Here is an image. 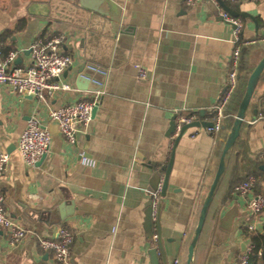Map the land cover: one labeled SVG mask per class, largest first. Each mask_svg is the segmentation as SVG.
I'll list each match as a JSON object with an SVG mask.
<instances>
[{"label": "crops", "instance_id": "0c3cea01", "mask_svg": "<svg viewBox=\"0 0 264 264\" xmlns=\"http://www.w3.org/2000/svg\"><path fill=\"white\" fill-rule=\"evenodd\" d=\"M183 1L0 0V62L7 53L15 54L8 70L28 68L29 47L41 38L60 37L61 52L71 59L59 79L71 90L48 97L45 103L0 86V152L10 155L0 194L6 216L27 232L14 246L6 233H0V264H57L37 239H55L62 226L72 237L68 251L75 264H163L152 243L158 235L164 243V264L184 263L200 204L217 170L220 135L192 129L175 144L166 195L152 230L146 226L149 191L156 175L164 177L174 112L202 113L199 121H210L227 84L236 41L246 45L239 79L245 76L243 61L249 51L264 50V0L229 1L241 22L240 32L220 21V10L214 15L201 0L193 7ZM243 14L251 19H242ZM138 66L147 70L148 82L136 80ZM94 70L104 72L103 79ZM81 74L96 77L101 84L82 81ZM95 96L90 127L76 134L73 145L55 124L47 125L49 152L34 168L22 163L16 146L31 118L43 123L49 109ZM236 150L238 157L231 156L228 164L240 158L238 163L246 165L245 156H250L264 166V77L247 110ZM82 156L94 167L81 165ZM260 174L262 182L252 193L264 196ZM235 182L227 165L212 202L219 210L217 219L209 223L210 233L192 264H237L245 254L248 242L241 239V228L251 220L243 202L233 195ZM229 194L233 198L224 207ZM233 207L237 211L233 233L221 242L215 236L217 224ZM257 234L264 236V219ZM153 249L154 260L149 254Z\"/></svg>", "mask_w": 264, "mask_h": 264}, {"label": "built area", "instance_id": "2783aa9c", "mask_svg": "<svg viewBox=\"0 0 264 264\" xmlns=\"http://www.w3.org/2000/svg\"><path fill=\"white\" fill-rule=\"evenodd\" d=\"M199 1L184 0L182 4L186 7H193ZM220 12L222 11L220 10ZM222 18L225 22L232 25L236 32L241 31L242 26L238 19L230 18L224 12ZM61 45L62 39L60 37L35 40L29 47L31 65L21 71H10L7 69V66L15 58V54L10 53L4 61L0 62V86L10 88L11 94L21 97H31L42 103H45L48 97L50 98L58 93L69 92L71 90L70 86L59 82L60 76L71 64L70 57L62 54ZM245 46L239 40L234 44L224 93L218 104L213 108V115L209 119L210 121H205V123L211 124V128L206 129V132L212 137L218 136L222 130L226 107L237 87L242 49ZM135 69L136 80L148 82L147 70L140 66ZM97 100L98 96H95L58 109H49L43 123L36 118H31L22 131L16 146V152L20 156L22 163L26 167L34 168L49 152L51 138L49 131L46 129L47 125L55 124L63 139L68 144L73 145L76 141V134L79 131L87 132L89 129L92 122V111L96 106ZM173 119L175 127L167 144L168 162L173 153L176 140L180 135L181 128L198 121V117L195 114H181L179 112H174ZM9 159V154L0 152V178L8 165ZM80 164L88 167H94L95 165L93 161L88 160L85 156L80 158ZM164 169L162 172H164ZM162 182L163 179L160 176L156 190L150 195V210L153 218H155L160 203ZM254 186L255 179L249 177L245 182L235 187L233 195L243 202L244 207L249 212L251 221L248 230L253 234H257L258 227L264 219V196L253 195ZM0 233L7 234L11 246L19 244L27 237V232L6 216L4 212V199L1 194ZM37 240L39 247L43 251L53 254L57 264H68L70 258L68 247L72 242V237L65 227L62 226L58 229L57 236L53 240L42 238H38ZM152 243L154 246L156 245L155 237H153ZM250 250L248 246L240 260V264H246L247 255L250 253ZM174 264H178V262L176 261Z\"/></svg>", "mask_w": 264, "mask_h": 264}, {"label": "water", "instance_id": "95a60500", "mask_svg": "<svg viewBox=\"0 0 264 264\" xmlns=\"http://www.w3.org/2000/svg\"><path fill=\"white\" fill-rule=\"evenodd\" d=\"M201 1L209 9V11L214 15H217L218 11L221 10L222 12L226 13L232 19H238L239 18L238 14L231 12V10L229 8H227L220 0H201ZM93 3H95V2L90 1V4H93ZM240 17L242 19H245V17L251 19V17H249L247 14L246 15L245 14L240 15ZM220 19H221L220 21H224L222 17H220ZM230 26L234 29V27L232 25H230ZM263 72H264V57L260 60V62L255 67V69L253 70V72L251 73V75L249 76V78L247 80L244 95H243V98H242L241 103L239 105V108L237 110L234 122H233L230 130L228 131L226 139L222 145V150H221V155L219 158L217 170H216L214 178H213V180L209 186L208 192H207V194H206V196L202 202V206H201V209L199 212V217H198L197 224H196V227H195L194 232H193L191 242L187 246V249H186L184 264H192L193 263L195 248H196V245H197L199 238L201 236L208 210H209V208L213 202V199L216 195V192H217V190H218V188H219V186H220V184L224 178L228 162L231 158L233 147H234V145H235V143H236V141L240 135V131H241V129L245 123L247 110L250 106L251 100L253 99L256 87L258 85V82L261 79ZM94 75L103 79V76H105V73L102 71H99V70H94ZM80 80L92 81L93 83L99 84V85L101 84L99 79H96V77L85 75V74L84 75L81 74ZM90 92L97 93L98 90H95V91L91 90ZM95 108L92 111V115L95 111ZM253 114L255 116L256 112H254ZM197 116H198L197 122H194L193 124H191L189 126H183L181 128L180 135L178 136L176 143L189 130L199 129V128H202V129H210L211 128L210 123H202L199 121V120L204 119V115L202 113H198ZM252 121H255V119H253ZM174 127H175V125H174V119H173L170 123V128H171L170 132H172L174 130ZM222 129H224V128H222ZM173 160H174V153L171 154L170 160L164 169V177H163L161 195H160L161 199H160L159 208H158L157 217H156L158 219H159V215H160L159 213L161 210V203H162V200L165 198V195H166V191H167V187H168V179H169V176H170V173L172 170ZM41 161H42V159H41ZM258 170L260 173L263 174V181H264V166L261 165L258 168ZM159 181H160V177L156 175L153 188H151L149 191L151 194L156 190ZM236 217H237L236 207H233L230 210H228L224 214V216L219 220V222L217 224L216 234H215V236L218 240H221V242H224L228 239L229 235H231L233 233V230H234L233 221ZM146 226H147V229H149V230H152V228H153V217L151 215L150 203L148 204V209H147V214H146ZM156 245L158 247V251L160 253V256H161L163 264H164V262H165L164 261V249H163L164 243H163L162 238L159 235H158V241L156 238ZM152 248H154V247H152ZM149 254H150L151 258L154 260V258L157 256V250L153 249L152 251H150ZM68 264H75L74 260L73 259L69 260Z\"/></svg>", "mask_w": 264, "mask_h": 264}, {"label": "trees", "instance_id": "16d2710c", "mask_svg": "<svg viewBox=\"0 0 264 264\" xmlns=\"http://www.w3.org/2000/svg\"><path fill=\"white\" fill-rule=\"evenodd\" d=\"M220 1L227 8H229V4H230L229 1L230 0H220ZM10 53H7V56ZM263 57H264V50H262V51H257V50L249 51L248 56L243 61L245 76H241L240 79L238 77L236 90L234 92L232 99L230 100L229 104L227 105L225 113H224L223 122H222V128H224V129H222L220 134H219L221 141H222V145L226 139L228 131L230 130V128L234 122L237 110L239 108V105H240L241 100H242L243 95H244L247 80H248L249 76L251 75V73L253 72V70L255 69V67L258 65V63L260 62V60ZM240 66H241V64H240ZM263 77H264V74L262 75V78ZM238 145H239V137H238V139H237V141L233 147L234 153H232L233 155H231L232 158H236V156L238 157L237 150H236ZM243 155L245 156V154H243ZM240 156H241V154H240ZM239 159L240 158H238L236 161H231L228 164L233 178H236V182H235L234 186H238L239 184H242L243 182H245L249 177H253L255 179V185H256L255 188H256L262 182V176L258 171V168L260 167V162H259L258 158H252L250 156H245L246 165H243V166H241L240 163H238ZM216 169H217V166H216ZM159 172L161 173L160 170H159ZM215 172H216V170H215ZM232 198L233 197L232 196L230 197V194H229V196L227 197V200L224 201L223 206L227 207ZM201 204H202V202H201ZM201 204H200V209H201ZM200 209L198 210V215L195 219V222L197 221V219L199 217ZM218 213H219V210H217V207H215L214 204L212 203L209 210H208L206 220H205V224H204L201 236H200L199 241H198V245H196L197 247L195 248L194 257H193L194 262H197L198 258L196 261H195V259L199 254L200 247L204 245L205 239L208 236V234L210 233L208 225L210 222H213L217 219ZM194 224H193V227H194ZM241 239L243 241H247L248 246L251 249L250 253L247 255L248 259H247L246 264H264V236L261 234H253L252 232H250L248 230V227L247 228L243 227V228H241ZM182 264H184V263H182ZM237 264H240V261H237Z\"/></svg>", "mask_w": 264, "mask_h": 264}]
</instances>
